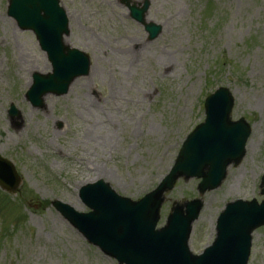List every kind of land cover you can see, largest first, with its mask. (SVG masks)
I'll list each match as a JSON object with an SVG mask.
<instances>
[{
	"label": "rangeland",
	"instance_id": "rangeland-1",
	"mask_svg": "<svg viewBox=\"0 0 264 264\" xmlns=\"http://www.w3.org/2000/svg\"><path fill=\"white\" fill-rule=\"evenodd\" d=\"M60 1L70 21L65 42L87 53L92 69L68 94L48 95L37 108L26 93L50 63L34 33L8 16L9 0H0V155L22 179L16 194L0 187V264H118L54 203L88 212L79 191L99 180L134 201L154 191L204 122L206 98L227 87L233 120L244 118L252 129L246 158L203 197L200 180H180L165 194L159 224L174 203L202 197L190 242L200 254L227 203L263 200L264 0H129L149 3L147 23L162 27L154 40L123 0ZM249 264H264V228L254 234Z\"/></svg>",
	"mask_w": 264,
	"mask_h": 264
},
{
	"label": "water",
	"instance_id": "water-1",
	"mask_svg": "<svg viewBox=\"0 0 264 264\" xmlns=\"http://www.w3.org/2000/svg\"><path fill=\"white\" fill-rule=\"evenodd\" d=\"M123 1L131 17L145 26L150 40L160 36L162 27L145 21L149 3L138 8ZM8 15L22 30L35 33L52 66V73L33 76L26 97L34 107H43L47 95H66L75 80L89 75V56L65 45L70 28L60 0H10ZM234 105L227 88L207 98L205 123L188 136L171 172L142 200L123 198L101 180L80 191L83 203L93 212L82 214L61 202L54 206L89 243L119 264H248L252 234L264 226V201L261 205L256 200L228 204L218 219L214 244L201 256L192 254L189 241L204 207L202 200L176 203L167 226L156 231L164 196L179 179H202L198 190L204 195L218 189L228 168L239 166L245 158L252 129L245 119L232 121ZM10 113L14 116L18 111L12 106ZM21 182L14 165L0 156V186L16 194ZM261 188L264 195V177Z\"/></svg>",
	"mask_w": 264,
	"mask_h": 264
},
{
	"label": "bare ground",
	"instance_id": "bare-ground-1",
	"mask_svg": "<svg viewBox=\"0 0 264 264\" xmlns=\"http://www.w3.org/2000/svg\"><path fill=\"white\" fill-rule=\"evenodd\" d=\"M146 21H149V19H148L147 16H146ZM140 49H141V50L144 49V46H142ZM48 98H49V97H47L46 100H47ZM46 100H45V101H46ZM74 208H75V207H74ZM75 209H76V208H75Z\"/></svg>",
	"mask_w": 264,
	"mask_h": 264
},
{
	"label": "trees",
	"instance_id": "trees-1",
	"mask_svg": "<svg viewBox=\"0 0 264 264\" xmlns=\"http://www.w3.org/2000/svg\"><path fill=\"white\" fill-rule=\"evenodd\" d=\"M4 204L6 203V201H2ZM45 204H47V203H45Z\"/></svg>",
	"mask_w": 264,
	"mask_h": 264
}]
</instances>
